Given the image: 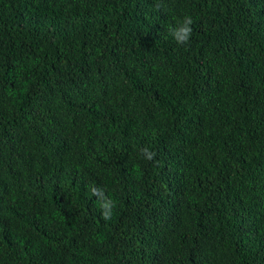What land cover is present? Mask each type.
Masks as SVG:
<instances>
[{"label": "trees", "instance_id": "16d2710c", "mask_svg": "<svg viewBox=\"0 0 264 264\" xmlns=\"http://www.w3.org/2000/svg\"><path fill=\"white\" fill-rule=\"evenodd\" d=\"M0 264H264V0H0Z\"/></svg>", "mask_w": 264, "mask_h": 264}, {"label": "clouds", "instance_id": "9594fccd", "mask_svg": "<svg viewBox=\"0 0 264 264\" xmlns=\"http://www.w3.org/2000/svg\"><path fill=\"white\" fill-rule=\"evenodd\" d=\"M161 5L157 4V8H160ZM193 23L190 17H185L181 26L171 29V35L174 37L178 44H187L190 40L192 34V28L190 25ZM141 155L144 156L147 160H152L155 153L149 151L148 149H143ZM93 195L98 197V203L102 209L103 219L108 220L113 214V209L116 207V202L111 198L107 197L103 190L93 188Z\"/></svg>", "mask_w": 264, "mask_h": 264}]
</instances>
